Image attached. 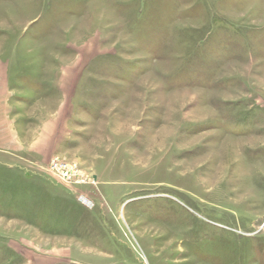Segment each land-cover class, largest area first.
<instances>
[{
	"label": "rangeland",
	"instance_id": "rangeland-1",
	"mask_svg": "<svg viewBox=\"0 0 264 264\" xmlns=\"http://www.w3.org/2000/svg\"><path fill=\"white\" fill-rule=\"evenodd\" d=\"M0 264H264V0H0Z\"/></svg>",
	"mask_w": 264,
	"mask_h": 264
},
{
	"label": "built area",
	"instance_id": "built-area-1",
	"mask_svg": "<svg viewBox=\"0 0 264 264\" xmlns=\"http://www.w3.org/2000/svg\"><path fill=\"white\" fill-rule=\"evenodd\" d=\"M48 168L53 175L64 183L82 185L90 184L93 181L76 163H64L55 158L50 161Z\"/></svg>",
	"mask_w": 264,
	"mask_h": 264
}]
</instances>
